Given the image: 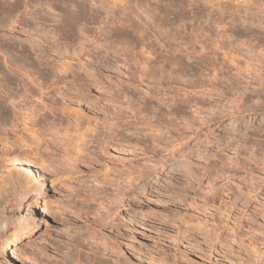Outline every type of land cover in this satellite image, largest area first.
<instances>
[{
  "label": "rangeland",
  "instance_id": "obj_1",
  "mask_svg": "<svg viewBox=\"0 0 264 264\" xmlns=\"http://www.w3.org/2000/svg\"><path fill=\"white\" fill-rule=\"evenodd\" d=\"M0 2V264H264V0Z\"/></svg>",
  "mask_w": 264,
  "mask_h": 264
},
{
  "label": "bare ground",
  "instance_id": "obj_2",
  "mask_svg": "<svg viewBox=\"0 0 264 264\" xmlns=\"http://www.w3.org/2000/svg\"><path fill=\"white\" fill-rule=\"evenodd\" d=\"M2 1V0H1ZM4 1V0H3ZM238 0H229V2H227V3H236ZM1 3V2H0ZM220 5V4H219ZM9 6V5H8ZM222 6H220V8H221ZM223 9H225V7L223 8ZM219 10V11H217V23H216V29H217V35H220V36H227L228 37V33L229 32H231L232 31V29L233 28H241V30L242 31H247V30H249L250 31V26L249 27H246V26H241V25H239L238 23H236V20H225L224 19V15L222 14L223 13V11H225V10ZM236 12H237V9L236 10H233L232 11V14H236ZM3 13V12H2ZM113 14H114V12L112 11V10H108L106 13H105V16H106V19L107 20H105L103 23V26H101V28H100V31H99V34H102V33H105V29L107 28L106 26H108V28H109V25L110 24H112L113 22H110V20H111V18H112V16H113ZM106 25V26H105ZM255 27V26H254ZM261 27V26H260ZM127 28V27H126ZM126 28H121V29H126ZM221 29H223V31H222V34H220V31H221ZM253 29V28H252ZM257 29V28H256ZM254 30H255V28H254ZM259 30V29H258ZM98 33V32H97ZM96 35H98V34H96ZM104 35V34H103ZM101 36V35H100ZM95 39V37H91V40H94ZM89 40V39H88ZM91 40L90 41H88V42H91ZM96 40V39H95ZM92 43H94L93 41H92ZM91 43V44H92ZM50 52V51H49ZM147 53H149L150 54V52H147ZM142 55H143V53H141ZM145 54H146V51H145ZM233 57H231L230 59H232ZM148 60H150V58L149 57H145V59H144V56H143V62L141 63L142 64V66L143 67H145L147 64H148ZM232 61V60H231ZM67 68L66 67H61L60 68V71H57V73H58V78L60 79V80H65L67 77L66 76H68V75H65L66 73H67ZM72 73H73V71H72ZM58 80V79H57ZM228 81V80H227ZM59 82V81H58ZM60 82H62V81H60ZM62 83H64V84H66V82L64 81V82H62ZM239 83V82H238ZM39 85V84H38ZM80 89V88H79ZM47 90V91H46ZM49 90V87H43V86H41V85H39L38 87H37V94L39 95V97H40V99L38 100L37 99V101H38V103H36V102H33V104L32 105H30L29 107H27V109H25L28 113H25V112H23V113H25L26 114V119L24 120L23 119V121H24V125H26V121L27 120H29V122L34 126H36V124H38V121H37V117L40 115L39 113H41L43 110H45V109H48V110H50L49 109V107H48V105L45 103V101H48V100H50L51 99V95L52 94H54L55 95V93H58V94H60V92H61V88L60 87H57V88H54L52 91H48ZM80 91H81V89H80ZM31 91L30 90H28V89H25L24 90V94L23 95H27V93H30ZM0 94H2L1 93V90H0ZM44 95V96H43ZM61 95V94H60ZM30 96H31V94H30ZM29 96V97H30ZM24 97V96H23ZM63 97V96H62ZM8 104H7V99H6V97H4V96H1L0 95V146H3L4 144H6L7 142H8V137H7V134H9V131L10 130H12V131H15V130H13L14 129V127H15V122H14V120H15V118H16V113L14 112H11V111H9L10 109H9V107L7 106ZM11 105H13V104H11ZM65 104L63 103V106H64ZM26 106V105H25ZM66 107H68L67 105H65ZM62 107V106H61ZM66 107H62L61 109L63 110V112H66L67 113V119H69L68 121V123L71 125V127H74L77 131H80V130H82L81 131V134H80V138H79V135H78V138H79V141L81 142V144H77V148L76 149H78L79 148V150H77L78 152H81L80 154H83V152H85V150H86V143L87 142H98L100 139H98V141H97V137H99V134H100V132H99V129H100V126H99V129H98V127H97V124H98V120L97 119H93V123L92 122H90V120H88V119H83L81 116H79L80 114H78L79 112L78 111H76V112H74V113H71V112H69V107L68 108H66ZM11 108V107H10ZM14 108V107H13ZM12 109V108H11ZM60 109V110H61ZM20 110V109H19ZM13 111V110H12ZM46 111V110H45ZM68 111V112H67ZM9 112H11V113H13L12 114V117H11V115H10V113ZM20 112V111H19ZM64 114V113H63ZM233 114V113H232ZM111 117V116H110ZM41 118V117H40ZM113 119L114 118H111L110 119V122H109V124H108V127H111L113 124H112V121H113ZM108 120V119H107ZM106 121V120H105ZM105 121H103V122H105ZM107 122V121H106ZM115 122V121H114ZM115 124V123H114ZM103 125H105V124H103ZM105 128V127H104ZM101 130V129H100ZM104 139V138H103ZM100 142V141H99ZM98 142V143H99ZM95 143V144H96ZM98 143H97V145H98ZM100 144H101V142H100ZM4 146H6V145H4ZM3 146V147H4ZM81 147V148H80ZM2 151H3V156H1L0 157V164L2 163V162H6L7 161V158L9 157V156H6V153L9 151V149L7 148V147H5V148H2ZM83 155H85V154H83ZM82 156V155H81ZM12 158V164L13 165H16V166H19V167H22V164L20 163V158H19V156L17 155H15L14 157H11ZM75 159V158H74ZM76 161V160H75ZM69 162V161H68ZM74 163V162H73ZM67 164V163H66ZM71 166V165H70ZM74 166V165H73ZM67 168V167H66ZM131 172H133V171H131ZM129 174H131V176H132V174H134V173H130L129 172ZM128 174V175H129ZM133 179H134V177H133ZM133 179H132V177H131V179L130 180H132L133 181ZM131 183V182H130ZM130 188L129 189H132L133 188V185L132 184H130V186H129ZM43 211V210H42ZM26 223L28 224V230H27V232H26V237H25V240H28V239H31L32 240V238L34 237V228H35V226H32V225H29L30 223H29V221L26 219ZM28 242H29V240H28ZM13 243V244H12ZM12 245H16V244H19V243H21V239H20V237H16L13 241H12ZM10 255L8 256L9 257V262L10 263H12L13 262V258H14V253H13V251H11L10 253H9Z\"/></svg>",
  "mask_w": 264,
  "mask_h": 264
}]
</instances>
